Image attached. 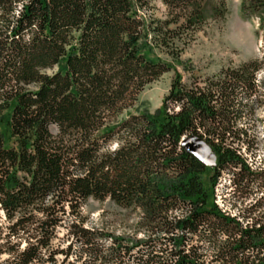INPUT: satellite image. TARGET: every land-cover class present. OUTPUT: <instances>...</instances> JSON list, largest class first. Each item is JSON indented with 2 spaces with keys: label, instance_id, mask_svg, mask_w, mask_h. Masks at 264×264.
Returning a JSON list of instances; mask_svg holds the SVG:
<instances>
[{
  "label": "trees",
  "instance_id": "16d2710c",
  "mask_svg": "<svg viewBox=\"0 0 264 264\" xmlns=\"http://www.w3.org/2000/svg\"><path fill=\"white\" fill-rule=\"evenodd\" d=\"M152 1L0 0L1 264H204L202 245L215 264H264V193L250 225L215 197L223 170H237L238 192L264 190L239 128L264 54L203 86L175 75L155 114L119 119L170 71L154 49L176 60L183 36L226 15L214 0H161L159 21L144 14ZM240 12L264 28V0ZM191 136L212 148L214 169L181 148ZM90 199L137 211L141 236L89 227Z\"/></svg>",
  "mask_w": 264,
  "mask_h": 264
},
{
  "label": "rangeland",
  "instance_id": "374dc122",
  "mask_svg": "<svg viewBox=\"0 0 264 264\" xmlns=\"http://www.w3.org/2000/svg\"><path fill=\"white\" fill-rule=\"evenodd\" d=\"M222 2L226 8L224 19L207 20L200 29L190 36H183L178 44V59L154 49L150 58H158L170 66V71L163 74L156 81L147 85L138 95L134 105L124 112L119 119L128 115L140 113L155 114L161 107L163 98L167 95L175 75L180 76L181 82L189 86H203L206 80L218 76L222 70L234 69L248 62L261 60L264 54V28L260 29L257 19H245L241 15L240 7L249 0H214ZM255 10V7H254ZM255 12V11H254ZM253 13V11H250ZM146 17L163 21L167 18V10L161 0H153L151 10L144 12ZM48 71L47 74H51ZM255 81V79H254ZM259 82L257 98L247 100L252 109V116L244 115L239 128L246 130L248 140H252L251 153L241 151L249 168L255 173L257 169L264 171V69L256 75ZM263 85V86H261ZM246 102V101H245ZM55 132V130H53ZM115 145L110 146L113 150ZM237 170H223L215 188L217 206L230 217L241 219V212H245L241 222L250 225L255 220V202L262 197L264 190H255V186L238 192L233 185ZM179 211L173 216H179ZM82 216L89 227L99 228L114 236H141L138 230L139 214L131 209L115 206L110 201L103 202L88 200L83 207ZM7 227L3 212L0 210V231ZM62 232V231H61ZM60 232L59 238H62ZM1 244V242H0ZM66 243H62L64 247ZM195 245V243L193 244ZM201 252H206L204 264H215L210 259L211 250L202 245ZM5 259L0 256V264Z\"/></svg>",
  "mask_w": 264,
  "mask_h": 264
},
{
  "label": "water",
  "instance_id": "95a60500",
  "mask_svg": "<svg viewBox=\"0 0 264 264\" xmlns=\"http://www.w3.org/2000/svg\"><path fill=\"white\" fill-rule=\"evenodd\" d=\"M181 148L189 155L196 158L204 167H216V155L212 148L198 137H185L181 140Z\"/></svg>",
  "mask_w": 264,
  "mask_h": 264
}]
</instances>
